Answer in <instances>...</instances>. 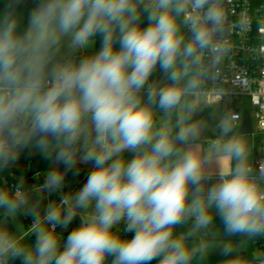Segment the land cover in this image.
<instances>
[{"label": "clouds", "instance_id": "9594fccd", "mask_svg": "<svg viewBox=\"0 0 264 264\" xmlns=\"http://www.w3.org/2000/svg\"><path fill=\"white\" fill-rule=\"evenodd\" d=\"M229 17L225 0H2L0 172L39 155L60 197L0 187V264H264L243 255L264 239V167L240 114L206 147L193 118L250 30Z\"/></svg>", "mask_w": 264, "mask_h": 264}, {"label": "built area", "instance_id": "2783aa9c", "mask_svg": "<svg viewBox=\"0 0 264 264\" xmlns=\"http://www.w3.org/2000/svg\"><path fill=\"white\" fill-rule=\"evenodd\" d=\"M230 20L248 17V31L236 28L231 34L232 53L223 71L205 84L207 104L202 110H214L221 117L226 112L240 114L235 132L247 138L254 166L264 167V0H225ZM259 54V55H258ZM222 94H217V90ZM248 110L252 132L240 130ZM219 134V132H218ZM260 248H264V242Z\"/></svg>", "mask_w": 264, "mask_h": 264}, {"label": "rangeland", "instance_id": "374dc122", "mask_svg": "<svg viewBox=\"0 0 264 264\" xmlns=\"http://www.w3.org/2000/svg\"><path fill=\"white\" fill-rule=\"evenodd\" d=\"M193 118L198 119V120H202L206 125V127L202 133V136H201V145H202V147H206L208 141L211 139H214L218 135L219 129L216 127V125L219 122L221 116L219 114H217L214 110H202L201 109ZM240 136H242V135H240ZM242 138L247 143V138L245 136H242ZM42 159L43 158H41L39 155L29 156V155L25 154L21 157V159L19 160L18 164L15 167L27 168L28 163L30 161L38 162ZM45 169H43V171ZM43 171L41 174L35 176L31 180V182H32L31 187L32 188H30L28 190L31 193L32 202L38 203L41 209H43V207L47 203H49L50 201L58 200L60 197V193H55V194H52L51 196H49L46 193L39 190V186L42 184V181H43ZM85 173H86V169L81 172V175L79 177H75V178L71 175V173H69L67 178H66L64 191L68 192L70 190H74V189L78 188L84 182ZM8 182L9 181L5 177L0 176V187L11 188L12 186H14L16 184V183L10 184ZM20 221L23 224L25 230H27L28 225L30 224V217L29 218L21 217ZM78 222L79 221L77 220V221H74L73 223L75 224ZM10 223L11 222H9V224ZM57 230L59 231V229H57ZM30 239H32V237L30 235L26 236V241L30 240ZM255 249H258V248H255ZM255 249H253V250H255ZM253 250L251 251L250 243H249L247 250L245 252H249V251L253 252Z\"/></svg>", "mask_w": 264, "mask_h": 264}, {"label": "trees", "instance_id": "16d2710c", "mask_svg": "<svg viewBox=\"0 0 264 264\" xmlns=\"http://www.w3.org/2000/svg\"><path fill=\"white\" fill-rule=\"evenodd\" d=\"M0 3H2V0H0ZM38 163L40 164L42 169L49 167V161L45 159L40 160ZM24 173H25V169L23 168L10 167L9 169L4 170L3 172H0V176L5 177L9 181V183L12 184V183H17L20 177L23 176ZM31 180L32 179L25 181V188L31 185L32 183ZM263 242H264V239H258L255 242H250L251 251L255 248H260V245ZM251 251L245 252L243 255L250 256L252 253ZM219 259H220L219 256L213 255L209 258L207 264H217V261H219Z\"/></svg>", "mask_w": 264, "mask_h": 264}, {"label": "water", "instance_id": "95a60500", "mask_svg": "<svg viewBox=\"0 0 264 264\" xmlns=\"http://www.w3.org/2000/svg\"><path fill=\"white\" fill-rule=\"evenodd\" d=\"M252 132V123L249 117L248 110H245V119L242 124L240 133L241 134H248ZM42 168L36 161H30L28 163V166L25 170V173L23 174L24 180H29L39 174H41Z\"/></svg>", "mask_w": 264, "mask_h": 264}, {"label": "crops", "instance_id": "0c3cea01", "mask_svg": "<svg viewBox=\"0 0 264 264\" xmlns=\"http://www.w3.org/2000/svg\"><path fill=\"white\" fill-rule=\"evenodd\" d=\"M38 162H39V161H38ZM38 162H37V163H38ZM38 164H39V163H38ZM39 165H40V164H39ZM49 165H50V162H49ZM20 168H22V167H20ZM41 168H42V167H41ZM23 169L26 170V168H23ZM42 171H43V169H42ZM41 173H42V172H41ZM33 178H34V177H33ZM33 178H31V179H33ZM24 181H25V180H24ZM8 183H9V182H8ZM31 185H32V183H31ZM31 185H30L29 187H27L26 189L29 190L30 188H32ZM244 253H245V252H244ZM244 253H243V254H244Z\"/></svg>", "mask_w": 264, "mask_h": 264}]
</instances>
